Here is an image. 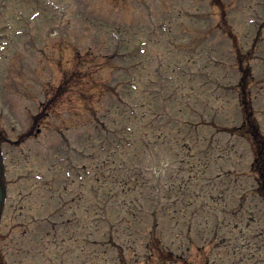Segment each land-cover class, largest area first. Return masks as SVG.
Wrapping results in <instances>:
<instances>
[{
	"label": "rangeland",
	"instance_id": "374dc122",
	"mask_svg": "<svg viewBox=\"0 0 264 264\" xmlns=\"http://www.w3.org/2000/svg\"><path fill=\"white\" fill-rule=\"evenodd\" d=\"M216 3L219 6H215ZM223 9L228 11L229 25L239 38V46L221 29ZM260 30L261 42L252 54L258 81L252 86V97L256 110L263 111L264 81L260 80L264 78V64H261L264 63V0H0V131L8 130V136L15 140L33 124L36 113L43 110L38 117L42 134L15 148V152L19 157L28 152L46 165L48 159L51 164L54 160L58 163L59 156L66 158L68 161L58 160L60 166H55L59 167L61 182L65 181L69 165L78 166L79 170L84 165L93 171L112 170L115 162L152 176L155 169L166 163L172 165L168 173L177 172L188 160L186 151L178 150L176 120L197 121L203 114H213L211 107L215 106V122L220 126L241 121L238 93L233 87L240 77L236 59L250 48L254 35ZM199 41L201 45L197 44ZM240 46H243L242 51L238 49ZM189 74L199 75L190 77ZM203 76L221 85H216L210 105L205 103L207 88L199 89L205 82ZM179 82L188 86L178 91V84L182 85ZM192 86L197 89L194 100L198 103L193 102V106L198 119L182 107L183 96L190 93ZM256 94L260 95L258 99ZM215 97H220L221 101H216ZM155 113H161V117L155 118ZM257 118L264 131V114L258 112ZM153 129L160 131L153 135ZM65 137L69 138L72 149ZM225 137L219 135L222 140ZM129 139L135 144L132 150L127 148ZM231 142H237L236 159L226 158L220 161L221 166L212 165V171L206 176L212 183L202 181L198 185L194 182L172 190L169 187L160 191L146 189V199L142 200L144 214H138L129 224L118 225L121 216L132 213L116 201L115 210L109 203L107 209L93 208L87 214L83 212L82 202L76 217L71 218L77 223L81 218L88 222L83 234L87 237L88 252L83 262L112 264L113 255L96 256L99 248L96 242L110 231L108 228H114L112 236L116 248H113L117 252L127 250L129 264H147L144 246L149 240L153 247L159 243L162 248L177 247L181 254V241L176 234L186 232L194 234L191 235L193 240L184 241L182 247L184 251L191 249L183 253L189 264H264V201L253 194L257 184L255 178L249 176L250 146L244 139ZM178 151L185 160L175 157ZM48 153H55L56 157L45 156ZM239 154H242L241 160ZM106 161L108 165L103 166ZM218 172L228 177L218 180ZM194 175L198 178L199 172L195 171ZM94 176L98 177L91 174L83 191L93 185ZM104 176L106 173L102 179ZM141 179H138L142 182L140 186H145L146 178ZM224 184L225 189L230 185L224 197L228 200L227 209L231 214L237 212V218L229 215L226 219L220 214L225 204L219 205L217 196L224 191L221 186ZM113 187L110 182L102 195L115 191ZM58 188L57 184L56 213L61 205ZM144 188L137 190L141 193ZM189 196H192L193 206L183 204L187 216L182 210L177 217L172 202L177 197L188 200ZM24 204L37 206L36 203ZM164 206L170 207L168 215L158 214V225L152 219V212L163 210ZM47 207L35 212L36 218L43 217ZM192 209L195 217L189 216ZM101 216H106L111 224L91 222ZM12 218L8 227L4 221L0 223V253L4 260H8V264H46L44 259L39 263L18 252L20 246H26L35 254L39 234L21 240L25 228H10L15 224ZM55 219L60 221L59 214ZM238 221L240 224L236 225ZM28 224L30 228L34 226L32 221ZM131 233L139 237L135 240L138 256L131 251L135 243L130 239ZM217 234L226 236L228 253L216 256L210 251L211 246L206 250L198 249L206 248L204 239ZM76 236L77 239L71 240L72 249L67 258L80 264L82 242ZM69 237L75 236L70 234ZM242 246L243 251L238 248ZM45 254L47 256V252Z\"/></svg>",
	"mask_w": 264,
	"mask_h": 264
},
{
	"label": "flooded vegetation",
	"instance_id": "af4514ba",
	"mask_svg": "<svg viewBox=\"0 0 264 264\" xmlns=\"http://www.w3.org/2000/svg\"><path fill=\"white\" fill-rule=\"evenodd\" d=\"M37 115L39 113H36ZM49 114L47 115V117ZM36 130V131H35ZM42 124L38 121V116L33 120V124L24 132L18 134L17 138L13 140L8 136V130H2L0 133V161L2 163V178L0 184L3 192L2 203L0 204V223L5 222L8 227L12 220L15 221L14 226L10 227H24L25 234L21 240L26 239L28 236H36L39 234V250L36 254L26 252L23 254V247L20 246L18 252L24 255H31L40 257L43 261L44 257H56L54 252L58 249L59 252L64 250L65 241L77 239V236L83 238V220L81 222L74 221L71 217H76L77 210L81 209L83 202V183L76 181L77 169L72 165L66 167L65 172L70 171L72 174L71 179H65L61 182L60 170L55 166H60L54 162L48 165L44 162H39L31 157L30 153L20 154V157L15 152V148H19L30 140L38 139L42 134ZM69 144V141L66 139ZM71 149V147L69 146ZM23 151H21L22 153ZM53 158L56 154L48 153ZM54 157V158H55ZM21 158V159H19ZM83 169H80L82 175ZM59 185L57 190L58 199L61 205L58 208V213L54 210L56 185ZM61 186V188H60ZM80 189V191L78 190ZM55 198V200H54ZM36 203L37 206H27L24 203ZM47 207V212H43V217L36 218L35 212L39 213L40 208ZM53 207V210L51 208ZM59 214L60 221H56V215ZM34 223L33 227H29L26 221ZM81 223V224H80ZM72 224V225H71ZM38 232V233H37ZM75 237L70 238L69 235ZM70 238V239H69ZM53 244V245H52ZM83 253V245L81 246ZM183 259V256H178ZM182 261L176 262V264ZM4 264V263H2ZM164 264H167L165 261Z\"/></svg>",
	"mask_w": 264,
	"mask_h": 264
},
{
	"label": "trees",
	"instance_id": "16d2710c",
	"mask_svg": "<svg viewBox=\"0 0 264 264\" xmlns=\"http://www.w3.org/2000/svg\"><path fill=\"white\" fill-rule=\"evenodd\" d=\"M252 54L253 50L248 52L247 55L244 56L245 59L241 58L239 62L241 79L238 85V91L243 122L239 127L231 128L229 132L233 135L246 138L251 142L255 156L252 164V171L258 183L257 193L264 200V134L261 132L252 102L251 84L254 78L251 67L248 65L252 58ZM223 130L228 129L223 128Z\"/></svg>",
	"mask_w": 264,
	"mask_h": 264
},
{
	"label": "water",
	"instance_id": "95a60500",
	"mask_svg": "<svg viewBox=\"0 0 264 264\" xmlns=\"http://www.w3.org/2000/svg\"><path fill=\"white\" fill-rule=\"evenodd\" d=\"M0 169H1V166H0ZM0 201H1V190H0Z\"/></svg>",
	"mask_w": 264,
	"mask_h": 264
}]
</instances>
